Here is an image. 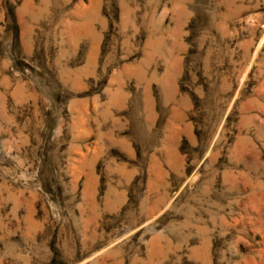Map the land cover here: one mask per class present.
<instances>
[{"label":"rangeland","instance_id":"obj_1","mask_svg":"<svg viewBox=\"0 0 264 264\" xmlns=\"http://www.w3.org/2000/svg\"><path fill=\"white\" fill-rule=\"evenodd\" d=\"M0 264H264V0H0Z\"/></svg>","mask_w":264,"mask_h":264}]
</instances>
